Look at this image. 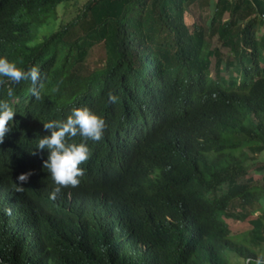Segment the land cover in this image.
<instances>
[{
    "label": "trees",
    "instance_id": "trees-1",
    "mask_svg": "<svg viewBox=\"0 0 264 264\" xmlns=\"http://www.w3.org/2000/svg\"><path fill=\"white\" fill-rule=\"evenodd\" d=\"M69 3L0 0V57L41 72L35 85L0 77L15 111L0 146V264H248L264 252V0H86L54 27ZM195 4L203 24L186 20ZM80 106L104 133L87 141L80 183L50 200L36 141ZM225 219L251 228L232 235Z\"/></svg>",
    "mask_w": 264,
    "mask_h": 264
},
{
    "label": "clouds",
    "instance_id": "clouds-1",
    "mask_svg": "<svg viewBox=\"0 0 264 264\" xmlns=\"http://www.w3.org/2000/svg\"><path fill=\"white\" fill-rule=\"evenodd\" d=\"M41 72L36 66L27 70L18 67L15 62L0 57V77L7 78L11 84H17L22 80H30L33 85L40 79ZM33 95H38L35 87ZM14 89L9 86L6 91L8 97H12ZM108 102L114 103L118 97L112 92L107 94ZM13 108L3 100H0V146L4 143L10 130L9 121H12ZM43 128L48 131L47 135L39 136L35 148L46 150V159L42 166L48 172L52 180L51 191L48 199L55 200L64 187H75L80 183V177L84 169L80 167L89 157L87 141H99L104 133L105 121L102 116L90 110L87 106L73 107L63 119H53L43 123ZM79 137V142L72 138ZM31 175V170L19 173L13 187L21 191L22 182H26ZM5 214L10 209H3ZM248 264H264V252L255 257L247 258Z\"/></svg>",
    "mask_w": 264,
    "mask_h": 264
},
{
    "label": "rangeland",
    "instance_id": "rangeland-1",
    "mask_svg": "<svg viewBox=\"0 0 264 264\" xmlns=\"http://www.w3.org/2000/svg\"><path fill=\"white\" fill-rule=\"evenodd\" d=\"M85 1L86 0H79V3L77 6H75L73 3H69L66 5H60L57 8V20L54 23V27H57L61 24H65L67 21L73 18L75 14L77 13V10H78L77 8L80 5H82ZM205 6L206 5H199V4H195L194 6H192L186 15L187 22H196L198 24H201V23L203 24L206 18L208 17V8ZM215 44H217V42L213 41V45ZM102 54H103V51L101 47L100 46L95 47L94 51L92 52L91 61H93L96 64H99L100 62L98 61L102 60ZM249 176H252L254 180L256 179L258 180L260 177V174L254 171V167L252 168L250 167ZM225 221L229 225L232 235H238L243 232H247L251 228V226L247 222H238L232 219H225Z\"/></svg>",
    "mask_w": 264,
    "mask_h": 264
}]
</instances>
